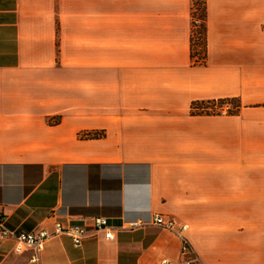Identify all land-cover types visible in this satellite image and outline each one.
<instances>
[{
  "label": "crops",
  "instance_id": "1",
  "mask_svg": "<svg viewBox=\"0 0 264 264\" xmlns=\"http://www.w3.org/2000/svg\"><path fill=\"white\" fill-rule=\"evenodd\" d=\"M192 0H0V206L10 230L107 218L76 248L0 240V264H161L182 237L125 220L165 215L202 264H264V0H206L207 59L191 57ZM41 77V78H40ZM80 94L95 116H38ZM57 96H55V90ZM60 92V93H59ZM88 96V101L86 97ZM236 98L234 115H191ZM42 103V102H41ZM100 130L99 140H80Z\"/></svg>",
  "mask_w": 264,
  "mask_h": 264
},
{
  "label": "built area",
  "instance_id": "2",
  "mask_svg": "<svg viewBox=\"0 0 264 264\" xmlns=\"http://www.w3.org/2000/svg\"><path fill=\"white\" fill-rule=\"evenodd\" d=\"M196 25L200 24L199 20L195 21ZM218 112L226 114L229 108H218ZM126 229H136L138 227L154 225L158 228L172 232L183 239V248L181 253V259L177 263H173L169 260H162L161 264H202L199 260L192 258V250L189 245L187 238L184 233L189 230L190 226L186 223L177 222L175 219L165 215L149 214L146 219L139 220H125ZM53 233L45 228H38L32 232L24 233L10 230L6 226V216L2 207L0 206V240L15 239L20 244L31 247L35 252L36 256L33 259L34 262L39 261V254L44 249L47 241L58 237L68 236L72 239L73 244L76 248L82 246L83 242L90 238L95 237L99 232L103 233V238L106 240H114V233L109 226L107 218L95 217L88 221L86 225H78L71 223L55 222Z\"/></svg>",
  "mask_w": 264,
  "mask_h": 264
},
{
  "label": "trees",
  "instance_id": "3",
  "mask_svg": "<svg viewBox=\"0 0 264 264\" xmlns=\"http://www.w3.org/2000/svg\"><path fill=\"white\" fill-rule=\"evenodd\" d=\"M192 27H191V57L196 65H203L207 59V25H206V0H199L193 2L192 5ZM199 20L200 24L196 25L195 21ZM201 60L202 63H198ZM229 104L231 105L230 112L232 115L238 113L241 108V102L236 98L221 99L215 101H203L194 102L190 108V114L195 115H212L209 112V106H215V104ZM233 107V108H232ZM230 113V114H231ZM61 123V119L58 122L50 124V126H57ZM80 140H99L105 138L104 132H98V130L82 131L78 135Z\"/></svg>",
  "mask_w": 264,
  "mask_h": 264
},
{
  "label": "rangeland",
  "instance_id": "4",
  "mask_svg": "<svg viewBox=\"0 0 264 264\" xmlns=\"http://www.w3.org/2000/svg\"><path fill=\"white\" fill-rule=\"evenodd\" d=\"M199 0H192V5L193 2H197ZM198 63H202L201 60H198ZM41 78V77H40ZM57 89L54 91L55 96H57ZM47 89L46 85H43L41 79H40V85H39V98H40V104H39V110H38V116H52L49 119H46L45 122L50 125L55 122L60 121L62 118L61 116H95L94 115V110L98 108L95 104H83L80 105L77 102L83 100L84 98L80 95L77 94L74 96V98L71 100L72 102L69 101V98L63 99L62 102H59V100H56L55 103H48V94H47ZM60 93V92H59ZM86 101H88V96L86 95ZM221 100V99H220ZM215 101V100H213ZM217 101V100H216ZM209 112L212 115H218L221 114L218 112V108H231V105L225 104L221 105L216 103L215 106H209ZM233 108V107H232ZM230 110L226 113V115H232L230 114ZM237 114V113H236ZM222 115V114H221ZM224 115V114H223ZM98 132H103L98 130ZM106 137V135H105Z\"/></svg>",
  "mask_w": 264,
  "mask_h": 264
}]
</instances>
